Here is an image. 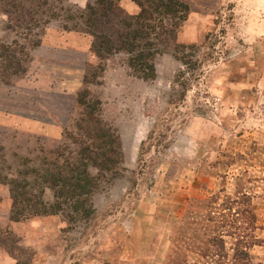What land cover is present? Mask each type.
Instances as JSON below:
<instances>
[{
    "label": "rangeland",
    "instance_id": "rangeland-1",
    "mask_svg": "<svg viewBox=\"0 0 264 264\" xmlns=\"http://www.w3.org/2000/svg\"><path fill=\"white\" fill-rule=\"evenodd\" d=\"M93 1H23L17 27L0 0V45L26 49L23 75L0 83V113L57 129L0 123V264H264V0H177L179 17L158 6L166 42L146 80L126 53L92 50ZM150 1L117 0L129 15ZM108 131L118 156L82 166L85 214L11 216L17 157L70 163Z\"/></svg>",
    "mask_w": 264,
    "mask_h": 264
},
{
    "label": "trees",
    "instance_id": "trees-1",
    "mask_svg": "<svg viewBox=\"0 0 264 264\" xmlns=\"http://www.w3.org/2000/svg\"><path fill=\"white\" fill-rule=\"evenodd\" d=\"M23 1L30 0H6L12 9L5 10V12L12 13L9 20L15 22L13 24L16 26L22 18L20 11L15 12L16 9H23L26 14L30 13L22 6ZM150 2L156 3L145 4L146 6L138 3L141 6L139 12L129 15L118 5L117 0H94L93 3L85 5L83 13L86 30L92 37L91 47L97 56L102 57V55L120 51L126 53V64L131 72L134 76L144 80L153 76L152 54L166 42V39L164 41L160 35L156 39L157 31L160 30L158 24L163 19L154 15V13L160 12V10L157 11V7L161 6L165 12L170 11L173 12L172 14H177V11H180L178 17L183 16L187 11L186 5L177 0H153ZM171 31L172 27L163 28L160 34H167ZM150 33L153 37L149 36ZM13 43L15 44L14 40L11 44ZM11 44L0 45V83L7 85L12 84L23 75L25 66H21V62L25 63L26 61L24 59L26 57L24 43H17L16 51L8 48ZM15 52L19 55H16ZM81 100L78 102L80 101L84 105ZM85 107L91 109L90 104H85ZM93 138L90 146L87 143L80 145L75 156L76 160L74 159L70 163L59 164L56 161L46 162L41 159L39 168L35 169L24 166L26 159L17 157L21 160L19 163L22 170L16 173L18 178L11 180L10 209L15 214H11V216L16 219L18 213L22 212L32 215L60 213L66 208L72 212L80 211L81 214H85L84 205L93 185L91 177L82 166L85 161L102 160L106 162L103 167L108 168L107 164L112 165L118 156L116 140L109 131L94 134ZM79 155L81 156L79 157ZM44 188L51 191V202L42 201L39 198ZM34 192L35 194H33Z\"/></svg>",
    "mask_w": 264,
    "mask_h": 264
},
{
    "label": "crops",
    "instance_id": "crops-1",
    "mask_svg": "<svg viewBox=\"0 0 264 264\" xmlns=\"http://www.w3.org/2000/svg\"><path fill=\"white\" fill-rule=\"evenodd\" d=\"M17 122L19 123H24L26 124L27 128H29L33 132H43L47 135H54L57 133V129L55 127H51L50 125H45L44 128H41L37 124V122L27 119V118H22L21 116H15V115H3L0 113V123L2 124H13Z\"/></svg>",
    "mask_w": 264,
    "mask_h": 264
}]
</instances>
